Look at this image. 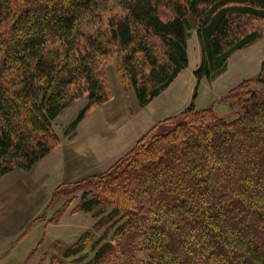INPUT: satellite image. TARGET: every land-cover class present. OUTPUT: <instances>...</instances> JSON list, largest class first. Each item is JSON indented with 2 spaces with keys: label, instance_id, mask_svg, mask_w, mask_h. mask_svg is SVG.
<instances>
[{
  "label": "trees",
  "instance_id": "1",
  "mask_svg": "<svg viewBox=\"0 0 264 264\" xmlns=\"http://www.w3.org/2000/svg\"><path fill=\"white\" fill-rule=\"evenodd\" d=\"M191 29L201 46L193 101L106 170L54 188L46 210L63 204L48 223L82 191L71 211L105 213L96 225L106 228L85 230L51 264H264L254 237L264 234V61L221 96L233 118L194 103L204 78L264 38V0H0V177L61 145L54 122L74 101L87 99L67 133L114 97L109 65L148 105L189 66ZM88 246L90 259L69 258Z\"/></svg>",
  "mask_w": 264,
  "mask_h": 264
},
{
  "label": "rangeland",
  "instance_id": "2",
  "mask_svg": "<svg viewBox=\"0 0 264 264\" xmlns=\"http://www.w3.org/2000/svg\"><path fill=\"white\" fill-rule=\"evenodd\" d=\"M189 48V67L185 69L184 74L192 80L195 78L193 70L196 64L198 67L201 57L195 29L189 32ZM229 60L227 70L216 79L204 78L200 82L194 103L198 108L213 105L219 115L233 118L236 115L235 110L223 102L221 96L227 88L258 73L264 61V38L237 51ZM107 69L114 92L109 105L93 108L85 115V119L83 118L80 129L78 124L73 131L67 133L68 126L84 107L87 99L74 101L54 122L55 130L62 140L61 148L54 149V153L52 151L51 155L44 157L30 171L18 169L0 177V264H51L54 255H66L68 248L85 230L93 229L97 237L104 233L106 225L96 224L105 213L94 216V213L71 211L80 202L82 191L76 193L70 209L56 224L48 223V219L59 210L63 200H59L53 207L48 206L47 210L46 206L50 203L55 186L70 179L106 170L121 155L127 144L135 137L143 135L148 127V124L139 122L141 116L139 120L136 118L141 108L134 103L136 99L133 90L122 87L114 64L109 65ZM164 92V96L169 93L166 90ZM194 92L195 87L189 102H182V108L193 101ZM122 114H125L122 124L126 123L125 126H128L134 122L136 129L133 135L127 136L125 144L107 156L112 150L117 132L108 119L121 120ZM105 116L108 119H104ZM153 121L151 120V123ZM125 131L128 134L132 129L126 127ZM103 149L106 151L105 155ZM40 215L42 218L28 229L30 221ZM239 227L236 226L237 229ZM253 235H256V232ZM254 237L259 241L264 240V234ZM93 254L94 251L88 246L84 251L69 258L83 256L88 260Z\"/></svg>",
  "mask_w": 264,
  "mask_h": 264
},
{
  "label": "crops",
  "instance_id": "3",
  "mask_svg": "<svg viewBox=\"0 0 264 264\" xmlns=\"http://www.w3.org/2000/svg\"><path fill=\"white\" fill-rule=\"evenodd\" d=\"M190 32V31H189ZM197 32V31H196ZM197 38H198V35H197ZM199 40V38H198ZM188 52L190 54V48H189V36H188ZM200 44V43H199ZM201 48V46H200ZM190 57V55H189ZM201 60V57L199 59V62ZM230 61V60H229ZM229 64V62H228ZM189 67V66H188ZM187 67V68H188ZM196 67H197V64H196ZM260 68H261V65H260ZM186 69V68H185ZM185 69H183L180 74L177 76V78L173 81V83L167 87V89H165L168 93V95L164 96V94H166V92H162L161 94H159L153 101H151L148 105L142 107V106H139V104L137 103V100L134 101V103H137L138 107L141 108L140 111L138 112L139 114L137 115V119L139 120V116L142 117L141 121L139 120V122L141 124H148L147 126V129L146 131L152 126L154 125L157 120H162L166 117H169L171 115H175L177 113H179L180 111H182L185 107H187L188 105H186L184 108H182V102L184 101L185 103L184 104H187L189 102V97L190 95L192 94L193 92V88L196 86V83H197V79L196 77L192 80H189L190 77H186L185 76ZM196 69V68H195ZM194 69V70H195ZM193 70V72H194ZM260 71V70H259ZM258 71V72H259ZM257 74V73H256ZM254 76V75H253ZM252 77V75H251ZM248 78V77H246ZM245 79V78H244ZM243 80V79H242ZM241 80V81H242ZM239 83V82H238ZM237 83V84H238ZM236 84V85H237ZM235 86V85H234ZM232 86V87H234ZM232 87H230L229 89H231ZM228 88L225 91V93L229 90ZM134 93V91H133ZM224 93V94H225ZM135 96V94H134ZM136 99V97H135ZM106 105H109V102L105 103L102 105V107L106 106ZM151 106H153L151 108ZM176 108V109H175ZM182 108V109H181ZM174 113H172V110H174ZM177 110V111H176ZM143 112V114H142ZM160 114V116H159ZM125 114H122V119L121 120H112V119H108L107 116L104 117V119H108L109 120V123L117 129V132L115 133V142L113 144V147H112V150L111 152L107 155L109 156L114 150H116L117 148H119L120 146H122L123 144L126 143V139H127V136L128 135H133L134 131H135V123L133 122L132 124L128 125V126H125V124L123 122V118H124ZM85 119V118H84ZM84 119L81 120L79 122V129L81 127V124L82 122H84ZM151 120H154L152 123H151ZM158 120V121H159ZM128 128L129 130L132 129V132L128 133L125 131V128ZM144 131V132H146ZM82 132V130L80 131ZM79 132V133H80ZM144 134V133H142ZM141 135L135 137L132 142L128 143L127 144V147L124 149V151L121 153V155H119L116 159H118L120 156H122L123 154H125L129 149L132 148V146L135 144V142L137 141V139L140 137ZM62 141V140H61ZM132 143V144H131ZM131 144V145H130ZM62 142H61V145L62 146ZM59 146V147H60ZM61 148V147H60ZM59 148V149H60ZM58 150V149H57ZM56 151V150H55ZM55 151H53L52 153H54ZM50 153V155L52 154ZM103 153L104 155L106 154V151L103 149ZM99 156L102 157L99 153ZM106 156V157H107ZM115 159V160H116ZM72 180V179H70ZM56 187V186H55ZM54 190V189H53Z\"/></svg>",
  "mask_w": 264,
  "mask_h": 264
}]
</instances>
